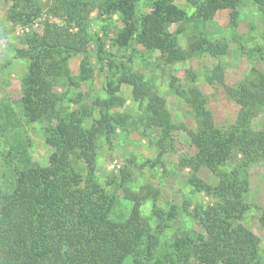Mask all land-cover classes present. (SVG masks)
<instances>
[{
    "label": "rangeland",
    "instance_id": "obj_1",
    "mask_svg": "<svg viewBox=\"0 0 264 264\" xmlns=\"http://www.w3.org/2000/svg\"><path fill=\"white\" fill-rule=\"evenodd\" d=\"M74 1L80 7L75 19L62 8L60 0H36L27 11L31 19L18 23L13 17L24 9L15 7L14 0H0V182L10 178L16 168L18 155L11 153L26 151L36 164L45 166L55 152L46 128L57 120L29 122L24 113L22 84L30 58L19 51L27 49L28 37L43 35L49 25H57L84 40L88 50L73 55L55 79V90L64 100L60 105L62 114L69 117L88 107V127L98 124L109 112L122 121L114 122V131H104L97 140L96 179L109 191H115V187L108 183L113 179L117 183L118 201L111 217L119 221L130 217L134 203L126 198V188L142 198V217L154 228L159 222L154 209L176 212L175 218L166 222L165 232L157 233L158 255L165 259L164 254L173 253L172 245L177 239L194 235L196 230L205 233L198 217L204 209L229 202L228 220L254 235L253 242L264 261V157L235 180L208 166L196 172L191 160L198 152L193 134L198 131L199 122L188 101V97L203 95L217 124L228 126L237 121L246 91L260 83L264 86V9L254 0H247L237 7V24L231 20L230 8L217 9L206 21L196 18L180 26L171 23L170 31L177 34L186 56L183 61L171 63L167 55L148 50L135 39L125 47L116 44L125 26L120 14L109 6L110 1L116 0ZM156 6L168 20L174 7L196 15V7L189 0H136L137 16ZM100 45L105 49L104 59L98 54ZM123 65L145 75L146 94L142 98L137 99L129 84L113 91ZM86 67L88 77L83 79ZM156 97H162L176 126L167 140L158 127L147 121L149 105ZM99 98L109 100L110 108L95 104ZM250 125L255 131L264 130L263 105H256ZM77 165L87 178V163L78 161ZM197 179L212 189L234 184L241 198L229 196L225 202L208 186L198 188ZM124 264H135L133 257ZM189 264L200 263L193 258Z\"/></svg>",
    "mask_w": 264,
    "mask_h": 264
},
{
    "label": "trees",
    "instance_id": "obj_2",
    "mask_svg": "<svg viewBox=\"0 0 264 264\" xmlns=\"http://www.w3.org/2000/svg\"><path fill=\"white\" fill-rule=\"evenodd\" d=\"M14 1L15 7L24 9L15 14L14 21L26 23L31 19L27 11L36 0ZM244 1L247 0H189L196 7V15L190 16L174 7L171 20L158 6L138 17L136 0L110 1L109 6L120 14L125 25L116 39L118 46L125 47L135 39L146 49L167 55L173 63L183 61L186 56L179 47L177 34L170 31L171 23L180 26L196 18L206 21L217 9L230 8L231 20L237 24V7ZM254 1L264 9V0ZM60 2L72 19L77 18L78 3ZM25 44L27 49L19 51L30 58L22 84L24 113L29 122L43 118L57 120L46 128L55 152L45 166L36 164L26 151L11 153L18 155L16 168L10 178L0 182V264H124L129 257H133L135 264H178V261L189 264L193 258L200 264H264L261 250L253 242L254 235L242 226L234 227L228 220L229 202L204 209L198 217L206 234L196 230L194 235L177 239L172 245L173 253L164 254L165 259L158 255L157 233L165 232L166 222L175 218L176 212L154 209L159 219L154 228L142 217V198L126 188V198L134 203L130 217L125 221L113 219L111 213L118 201L117 183L115 179L109 182V186L115 187V191H109L98 182L95 159L101 133L109 129L113 132L112 124L122 121L109 112L98 124L88 127L85 124L91 116L88 107L64 116L60 108L63 96L55 90V79L65 70L70 58L88 52L84 40L57 25H49L45 34L28 37ZM104 50L100 45L101 59ZM123 69L113 91L129 84L137 99L142 98L146 94L145 75L124 65ZM86 70L87 67L83 79L88 77ZM263 89L260 83L246 91L243 110L237 121L228 126L215 122L203 95L188 97L199 122V129L193 134L198 152L191 160L196 172L208 166L235 180L264 157V130L255 131L250 125L256 105L264 106ZM94 103L110 108L106 99L99 98ZM149 108L148 123L158 127L167 140L176 128L171 112L162 97L152 98ZM233 154L241 157L236 155L237 159L233 160ZM78 161L87 163V178ZM196 186L201 189L208 184L197 179ZM212 191L224 197L225 202L229 196L241 198L234 184ZM226 205L228 208H224Z\"/></svg>",
    "mask_w": 264,
    "mask_h": 264
}]
</instances>
